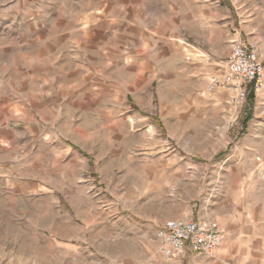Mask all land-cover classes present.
Instances as JSON below:
<instances>
[{
	"label": "rangeland",
	"instance_id": "374dc122",
	"mask_svg": "<svg viewBox=\"0 0 264 264\" xmlns=\"http://www.w3.org/2000/svg\"><path fill=\"white\" fill-rule=\"evenodd\" d=\"M71 28L95 48L85 102L0 109L15 144L0 145V264H219L218 249L164 260L155 235L168 220L224 233L262 186L264 89L233 108L204 88L236 37L264 65V0H0V67Z\"/></svg>",
	"mask_w": 264,
	"mask_h": 264
},
{
	"label": "crops",
	"instance_id": "0c3cea01",
	"mask_svg": "<svg viewBox=\"0 0 264 264\" xmlns=\"http://www.w3.org/2000/svg\"><path fill=\"white\" fill-rule=\"evenodd\" d=\"M202 15L205 18L203 21L206 22V9H203ZM190 20L194 23L193 17H190ZM182 28L189 37L195 36L189 32L192 24H185ZM89 29L83 30L82 38L78 37L77 29L71 28L56 38L49 37L46 31H42L36 38L27 42L25 40L20 61L17 63L14 59L9 62L8 68H12V71L0 67V109L12 108L13 110L16 106H68L70 104L80 106L85 102L81 96L84 90L81 89L83 85L81 80L86 81L95 77V68L92 64L95 48ZM171 30H176V27L174 26ZM123 31L126 36V28ZM5 43L7 46L11 45L13 49L11 52H15L14 40ZM5 43L2 44L5 45ZM124 50L126 52L127 46ZM107 53L111 55V51ZM17 100L22 105L17 103L19 102ZM27 110L29 111V108ZM24 115L23 118L26 117L25 121L28 125L36 122L33 114ZM40 122L46 121L39 118ZM5 132L0 125V145L2 143L6 148L14 147L13 140L11 141ZM262 165L264 176V153ZM245 211L244 213L241 209L239 211L232 208L228 219L218 218L224 226L223 242L217 248L218 250L216 249V260L219 264H229L225 262H228V258L237 252V247L242 240H252L253 246L242 248L241 258H239L242 262L238 264H264V177L262 186L256 188L253 201L248 202ZM238 223L245 224L243 229H238Z\"/></svg>",
	"mask_w": 264,
	"mask_h": 264
},
{
	"label": "built area",
	"instance_id": "2783aa9c",
	"mask_svg": "<svg viewBox=\"0 0 264 264\" xmlns=\"http://www.w3.org/2000/svg\"><path fill=\"white\" fill-rule=\"evenodd\" d=\"M264 65L256 44L233 39L225 57L223 72L207 78L204 92H225L227 104L236 108L244 104L250 93L264 89ZM223 230L215 221L168 220L156 231L159 253L172 260L187 253L211 256L223 242Z\"/></svg>",
	"mask_w": 264,
	"mask_h": 264
}]
</instances>
